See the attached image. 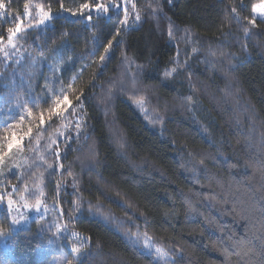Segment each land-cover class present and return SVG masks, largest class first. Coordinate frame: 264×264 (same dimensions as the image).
Returning <instances> with one entry per match:
<instances>
[{"label": "trees", "instance_id": "16d2710c", "mask_svg": "<svg viewBox=\"0 0 264 264\" xmlns=\"http://www.w3.org/2000/svg\"><path fill=\"white\" fill-rule=\"evenodd\" d=\"M262 1L116 0L98 17L70 13L110 0H0V47L22 26L0 52V151L14 134L24 154L0 181V264H264ZM23 193L52 210L12 231Z\"/></svg>", "mask_w": 264, "mask_h": 264}, {"label": "rangeland", "instance_id": "374dc122", "mask_svg": "<svg viewBox=\"0 0 264 264\" xmlns=\"http://www.w3.org/2000/svg\"><path fill=\"white\" fill-rule=\"evenodd\" d=\"M260 6H264V1L257 3L253 7L252 15L255 20L264 19V15H261L258 11H254V9H257ZM4 9L1 10V13H3ZM18 34H21V33H18ZM20 39L24 41L25 35L20 36ZM16 42L17 40H15V43ZM56 92L57 94L55 95V98L58 102L63 99V96L66 94V91L64 90L63 86H58V88L56 89ZM64 107H67V106L64 105ZM5 154L6 155H4L3 163H0V181L8 178L9 175L19 174L20 169L23 165V161H24V154L22 152V147L20 143L15 145L11 151L8 150V152ZM24 198H26V193L21 194L20 197H18V200L12 201L13 203L11 206V210L9 209L10 214H11L12 231H17L20 228L27 227L30 224V222H32L33 220L46 219L48 214L52 210L50 208L51 206H48L44 203H38L36 205H29L23 201ZM4 199L5 198H2L0 200L4 201ZM54 217H55V214H53L52 218ZM53 221H55V230L56 229L61 230L60 225H57V219H53ZM148 246L149 247L146 246L147 249L156 251V249L153 248L154 246L152 247L150 244H148ZM158 257L164 258L161 252H158ZM57 264H65V261L58 262Z\"/></svg>", "mask_w": 264, "mask_h": 264}, {"label": "snow or ice", "instance_id": "6c2138e0", "mask_svg": "<svg viewBox=\"0 0 264 264\" xmlns=\"http://www.w3.org/2000/svg\"><path fill=\"white\" fill-rule=\"evenodd\" d=\"M133 7H135V5H133ZM4 8H5V5L3 3H0V9H4ZM25 8L26 9L28 8V4H25ZM110 8L111 9H119L120 5L116 3V0H110L109 3H96L95 6H92L89 3H84L83 5L80 6V10L78 12L73 11L70 14L72 16H77V15L83 16L85 11H89V12L96 13L98 17L107 16ZM233 11H235V9H233ZM254 11H258L261 15H264V6H260L257 9H254ZM39 12H40V16H39V19H38V23L36 25L37 27L46 25V23L51 22V20L54 18L50 11H45L44 10L43 6L40 7ZM126 12H127V9L125 8V13ZM135 19L137 21L140 19V16H139L138 13L135 16ZM87 20L88 21H92V15L91 14H89L87 16ZM121 23H123V24L127 23V17L126 16H125V19L123 21H121ZM249 23L251 25L255 26L256 21H255V19H252V20L249 21ZM7 31L9 33L8 43L4 47H0V52H3L5 57L8 56V52L5 51L6 47H11V48H15L16 47L15 40L17 38V34L22 31V26L18 22L16 24L15 28H8ZM245 31H247V29H245ZM171 34H172L171 33V29H169V35L171 36ZM2 40H3V38L0 37V42H2ZM108 48H111V44L108 45ZM106 51H107V49H106ZM100 59L103 60L104 57L101 56ZM175 71H176V69L172 68L171 71L166 72L165 75H171V73L175 72ZM76 99L79 100L80 98L77 97ZM138 103H142V101H138ZM64 105H67V107H64ZM71 107H72V102L69 100L68 95H64L63 99L57 102L56 107L53 109V111L57 115H59V114H61V111L67 113L68 112V108H71ZM41 122L43 123V116H41ZM18 143H19V141L16 140L15 135L13 134V138L10 139L9 143L7 144L8 150L11 151L13 149V147L15 145H17ZM4 155L5 154L2 151H0V163H3ZM0 199H2V198H0ZM12 203H13L12 200L9 199L8 200V206H9L10 210H11ZM156 251L157 252H161L162 250L157 249Z\"/></svg>", "mask_w": 264, "mask_h": 264}]
</instances>
